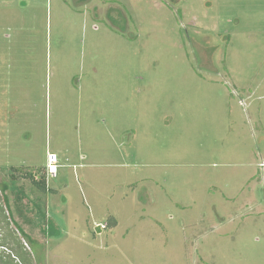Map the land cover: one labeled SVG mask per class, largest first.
Listing matches in <instances>:
<instances>
[{
  "label": "rangeland",
  "instance_id": "1",
  "mask_svg": "<svg viewBox=\"0 0 264 264\" xmlns=\"http://www.w3.org/2000/svg\"><path fill=\"white\" fill-rule=\"evenodd\" d=\"M0 264H264V0H0Z\"/></svg>",
  "mask_w": 264,
  "mask_h": 264
},
{
  "label": "trees",
  "instance_id": "2",
  "mask_svg": "<svg viewBox=\"0 0 264 264\" xmlns=\"http://www.w3.org/2000/svg\"><path fill=\"white\" fill-rule=\"evenodd\" d=\"M29 176L32 178V182H33V184L36 186V187H38L41 191H43V192H45V191H47L48 189H47V185H46V181H45V179L44 180H35L34 179V174L33 173H30L29 174ZM2 188L4 189V190H6L7 189V183L6 182H3L2 183ZM111 225H116L117 224V222H114V221H110L109 222ZM106 228V227H105ZM25 237H26V239L29 241V243L30 244H37V243H39V242H36V240H34V239H32V238H30L28 235H24ZM39 245L41 246V250H42V252H43V258L45 259V249L44 248H42V247H45V246H43L44 244H41V243H39ZM43 262H44V260H43Z\"/></svg>",
  "mask_w": 264,
  "mask_h": 264
},
{
  "label": "built area",
  "instance_id": "3",
  "mask_svg": "<svg viewBox=\"0 0 264 264\" xmlns=\"http://www.w3.org/2000/svg\"><path fill=\"white\" fill-rule=\"evenodd\" d=\"M48 163H49V169L52 173L56 172L57 169V155L54 153L48 154ZM105 228L106 225H102V228Z\"/></svg>",
  "mask_w": 264,
  "mask_h": 264
},
{
  "label": "water",
  "instance_id": "4",
  "mask_svg": "<svg viewBox=\"0 0 264 264\" xmlns=\"http://www.w3.org/2000/svg\"><path fill=\"white\" fill-rule=\"evenodd\" d=\"M97 230H98V231H101V230H102V225H98V226H97Z\"/></svg>",
  "mask_w": 264,
  "mask_h": 264
},
{
  "label": "crops",
  "instance_id": "5",
  "mask_svg": "<svg viewBox=\"0 0 264 264\" xmlns=\"http://www.w3.org/2000/svg\"><path fill=\"white\" fill-rule=\"evenodd\" d=\"M27 235V234H26ZM29 236V235H28Z\"/></svg>",
  "mask_w": 264,
  "mask_h": 264
}]
</instances>
